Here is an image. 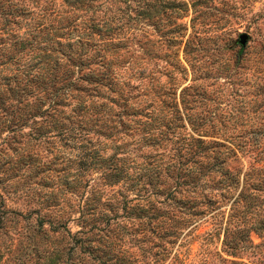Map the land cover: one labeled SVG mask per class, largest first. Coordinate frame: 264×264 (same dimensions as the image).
<instances>
[{
	"label": "rangeland",
	"instance_id": "rangeland-1",
	"mask_svg": "<svg viewBox=\"0 0 264 264\" xmlns=\"http://www.w3.org/2000/svg\"><path fill=\"white\" fill-rule=\"evenodd\" d=\"M73 1L0 0V264H264V0ZM41 20L81 53L58 114Z\"/></svg>",
	"mask_w": 264,
	"mask_h": 264
},
{
	"label": "trees",
	"instance_id": "trees-1",
	"mask_svg": "<svg viewBox=\"0 0 264 264\" xmlns=\"http://www.w3.org/2000/svg\"><path fill=\"white\" fill-rule=\"evenodd\" d=\"M75 1V0H74ZM73 1V2H74ZM21 8H14L8 12H2V16L0 18V33H5L6 35H10L13 36L15 33L11 30V25L13 23L16 22V19L14 18L15 16H17L19 14V10ZM30 22V17L29 19L26 21V23L28 24ZM47 29L44 32L40 33L41 29ZM27 31L29 30V27L26 29ZM26 32V31H22V34ZM31 34H33L34 36L31 37V40H34L33 42L30 41L28 42L29 46L28 48L33 47L36 50L32 52L31 50H28V53L31 56V59H35L37 58L36 62H42V67H43V71L42 73L36 75V78L33 79L31 78V80H34L35 83L37 84H41V86H48V91H44L43 93L46 95H42L43 97H46L47 99V105L45 107H43L42 103H33L32 109L35 112H38V114H45V115H49V114H53V113H60L62 112V107H63V103H62V97H66L67 92L69 91V89L72 86L73 83L76 84L75 81H77L74 79H70L67 78L68 75V70L71 67V72H78L80 70V60L77 59L79 54V52L75 53L71 46H72V42L69 43L68 45H66V49L62 50L60 48H53L52 49V45L50 46V40L52 39V35H54V32L52 31V25L49 22L46 21H37L35 23V25L33 26L32 30L30 31ZM41 35V36H39ZM78 37L76 38L75 41H80V36L77 35ZM1 37V36H0ZM61 37V36H60ZM22 38H16L14 40V42L12 43V45L10 44V48L8 50L7 55L5 56V59L7 61H11V59L13 58V55L17 54L18 52H20L23 49V42H21ZM57 45H60L61 43H57ZM3 49L4 47L1 46L0 49ZM74 52V53H73ZM21 53V52H20ZM19 53V54H20ZM40 53V54H39ZM52 53L55 54V58H54V63H52ZM19 57V56H18ZM14 57V62L15 64L18 63V59L19 58ZM3 53H0V60H3ZM74 59H77L76 63L74 62ZM64 60L65 64L67 62H69L67 64V66L65 67V69L59 70V64L60 61ZM4 61H0V64H3ZM38 64V63H37ZM53 64V67H52ZM24 65V64H22ZM16 68V67H15ZM26 74V73H25ZM28 75V74H27ZM26 75V76H27ZM28 77V76H27ZM30 79V78H29ZM55 83H57V85H55ZM19 83H17L18 85ZM76 90H82V87H75ZM11 91V95L10 96H15V92L16 90H12ZM42 93V94H43ZM49 94V95H48ZM75 108L76 110L81 111V104L77 103L72 107ZM62 126V125H59ZM242 191V187L240 188L238 195L241 193ZM254 230L258 229V228H263L264 230V221H256L255 225L253 226ZM227 236V227L223 228V241ZM248 242V243H246ZM225 243V242H224ZM227 247L231 249L230 254L235 255V251H246L248 249H252L253 247H255L256 245H252L249 241H244V238L242 237V235H240L239 237L236 238H232L230 240V242H226ZM250 252H252V250H250Z\"/></svg>",
	"mask_w": 264,
	"mask_h": 264
},
{
	"label": "water",
	"instance_id": "water-1",
	"mask_svg": "<svg viewBox=\"0 0 264 264\" xmlns=\"http://www.w3.org/2000/svg\"><path fill=\"white\" fill-rule=\"evenodd\" d=\"M246 39H247V34L246 33H240L238 34V37H237V42L243 46L246 42Z\"/></svg>",
	"mask_w": 264,
	"mask_h": 264
}]
</instances>
